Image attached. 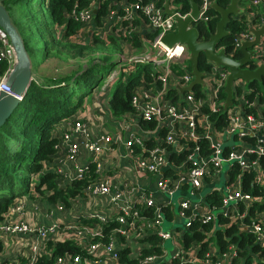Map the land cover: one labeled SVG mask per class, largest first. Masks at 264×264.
<instances>
[{
    "label": "built area",
    "instance_id": "built-area-1",
    "mask_svg": "<svg viewBox=\"0 0 264 264\" xmlns=\"http://www.w3.org/2000/svg\"><path fill=\"white\" fill-rule=\"evenodd\" d=\"M197 5V14L192 19L195 24L198 21H206L211 16L209 9L211 2L214 0H195ZM98 1L90 0L86 9H80L75 15L87 25H90V19L93 15V9H96ZM112 4L113 8L106 7V12L100 16L101 24L96 27L95 33L98 37H105L107 33L117 35L116 28L110 25L113 22L127 20L125 25L120 27L121 33L138 32L137 27L127 25L134 17L145 18L143 24L146 29L156 30V34L150 41L149 48L134 51L135 48L130 47L129 53L120 56L119 60H124V64L131 67V63H149L151 70L148 71L151 79H140V81L132 89L129 96V103L133 107L130 112H121L115 114L118 128L125 127L127 135H122L119 131H103L91 132L88 119L79 116L73 110L67 115L62 116L55 121L57 123L51 128L52 135L56 138L53 143V152L49 159L43 163L44 169L53 172V181L56 186L61 187L67 181L81 176L89 168L93 176L85 184L84 193L91 198L96 196H104L110 204L113 212L108 214L103 207L88 213H83L86 217L94 216L99 221H106L111 214L118 212L116 218L119 222H126V216L130 215L131 220L129 228L136 224L138 219L137 211L132 208L134 202L139 204L152 205L159 214V202L171 199L173 194L182 189L184 185L188 191L192 193V189H199L204 185L208 175H212L210 181L212 185H216L222 192L221 209L233 218H240L248 214L246 207L253 201L258 200L257 196H253L248 191H242L239 185V173L229 176L231 164L236 163L240 169L253 168L256 170L255 178L258 182L264 180V172L256 167V159L250 158L249 153L264 155V118L256 116L251 112L239 109L241 103H248L244 94L246 92L245 83L241 78L239 82L234 79L231 82V91L235 90V98L231 103L223 109L227 118V124L221 128H211L212 121L208 118L206 112L201 109V104H205L210 111L217 112L220 110L224 99H219L218 91L224 86L228 69L223 65H214L210 61V68L202 71V83L198 84L195 90L199 95L195 98L194 91L191 87L189 90L179 91L175 85L185 86L193 78V74L189 70L186 71L185 62L188 59V51L181 43L175 42L171 45L161 43L160 36L167 31L173 30V15L184 17L189 10L182 12L177 9L174 3L168 4L173 9V13H166L164 8L157 6L155 0H116ZM264 0H248L247 6L256 7V10H248L251 18L247 26L257 27L262 22V5ZM260 9V10H259ZM74 15V16H75ZM110 23V24H108ZM106 24L109 27H106ZM149 25L150 27H147ZM86 27V26H85ZM84 27V28H85ZM136 28V31H134ZM247 28V27H246ZM245 28L233 36L231 47L226 51L227 55H232L235 48H238L240 42L244 39H251L252 33ZM84 30V29H83ZM82 30V31H83ZM89 32V31H88ZM261 37V36H260ZM260 47L251 55L255 66L259 63L264 64V38H260ZM0 58H4L7 62V69L0 75V90L8 91L5 84V78L14 62V52L7 35L0 27ZM170 62H175V67H171ZM176 67L182 68L181 74H177L174 70ZM209 71L208 84L205 75ZM116 71L112 70L109 78H114ZM169 88H174L172 94L168 93ZM96 99L98 97L95 96ZM252 105L258 108L259 104L252 102ZM78 111L79 109L76 108ZM110 112V111H109ZM114 114L110 112V115ZM155 120L153 128H141L139 120ZM131 126L137 132L130 131ZM163 132L157 135L158 130ZM152 136L154 138L153 145L142 147L139 152H134L135 145H142L145 139ZM245 136H254L255 141L251 142L244 139ZM203 137L208 145L209 150L205 154H198V147H191L186 153L180 164H171L167 158V149L156 143L162 140L164 142L173 143L172 148L176 151L185 147L188 139ZM121 144L127 153L133 158L130 167L152 174L156 187L164 193L161 200L153 198L147 193H139L132 198L129 196L130 184L127 181L121 183L113 182V173L105 169L104 159L107 151L113 144ZM224 164V167H222ZM168 168L176 169L173 174ZM211 185V186H212ZM210 186V187H211ZM26 195V197H24ZM194 200L189 201L187 198H180L177 201L179 208L177 210L178 217L187 224L190 215H185L183 209L190 208L192 212L198 213L205 219H210V214L198 200L199 194H194ZM34 197L38 199V193L33 191L31 185L28 190L22 194L14 196L12 203L4 213V217L0 219V241L8 244L9 239H15L17 235H23L22 244L27 245L26 252L17 255L11 264H35L36 258L44 252L47 240H55L58 237H79L85 250L89 254H93L101 249L104 253L110 254L112 259H116L114 251L115 244L111 239L103 244L99 241L88 242L85 239L88 235L92 236L96 230L86 225H77L75 219L78 215L69 220L58 221L56 219L46 220L53 210H64L67 208L60 203L51 204L45 201L44 214L45 221L37 218L31 212L37 211V204H32ZM31 200V201H28ZM28 201V203H27ZM240 201L244 204L241 211H237L236 203ZM71 203H75L72 199ZM191 213V212H190ZM154 223L159 226L161 220L154 219ZM186 226V225H185ZM97 227V223H93L92 228ZM240 229H246L254 233L255 241L264 249V210H260L251 222L239 223ZM97 229V228H96ZM98 230V229H97ZM136 231V230H135ZM135 231H126L127 244L134 249L138 245L135 238ZM123 233L124 231L121 230ZM161 237L162 252L159 254L145 255L139 261V264H153L157 260L166 259V249L164 248V240L170 239L172 250L170 257H175L179 264L186 261H194L192 252L186 250V254L181 253L178 235L175 232L157 230ZM4 236V237H3ZM31 239V240H30ZM229 251L217 253L212 247L206 252L207 257L215 254L216 264H229L228 258L234 253V245H228ZM133 253V252H132ZM169 257V258H170ZM1 258V257H0ZM86 258L79 255H70L63 253L55 256L52 264H81ZM264 260V255L262 256ZM10 263V259H7ZM210 258L203 260L204 264H212ZM118 264V263H115ZM176 264V263H175Z\"/></svg>",
    "mask_w": 264,
    "mask_h": 264
},
{
    "label": "trees",
    "instance_id": "trees-1",
    "mask_svg": "<svg viewBox=\"0 0 264 264\" xmlns=\"http://www.w3.org/2000/svg\"><path fill=\"white\" fill-rule=\"evenodd\" d=\"M98 5L94 9V13L91 16L90 22L92 24L100 25V16L106 12V7L113 8L112 4L116 0H97ZM133 1V0H127ZM145 1V0H141ZM165 0H155V4L163 8ZM221 6H225L229 0H214ZM1 4L6 8L11 21L18 30L25 49L31 59L40 51L38 44L31 45V38L38 36V38L46 36L42 42V52L40 59H44L51 52V46H55L60 55H64L61 51H65V54L80 56L87 45L91 42L96 43H108L116 46L119 51L125 49V44L137 50L149 48L150 41L157 33L156 30L146 29L141 32H125L121 33L120 27L125 25L127 20H120L113 22L110 25L112 28H116L117 35L107 33L105 37H98L91 31L89 40L81 41L78 44L76 38L79 33L84 29L86 24L81 21L76 14L80 9H86L89 6L90 0H0ZM167 3H174L182 12L190 9L187 0H167ZM246 10H256V7L246 6ZM260 10V9H259ZM210 17L206 21H198L196 24L197 31L200 38H207L208 33L214 30L215 21L218 19L219 14L212 7L209 9ZM75 15V16H74ZM145 18L134 17L128 26L137 27L139 22L144 21ZM59 26L58 32L52 34L48 32L44 34L46 25ZM247 21L243 14L230 15L229 19L225 22L224 28L227 33L221 38L220 43L226 45V50L231 47L233 36L241 31H244L247 27ZM138 28V27H137ZM93 34V35H92ZM87 37V36H86ZM47 40V41H45ZM60 45V46H58ZM49 48V50L47 49ZM128 48V47H127ZM65 49V50H64ZM233 57H239L241 52L238 48L232 50ZM58 55L56 51L53 52ZM125 55V54H124ZM119 60V59H118ZM117 61L111 63L114 64ZM40 64V62L38 61ZM73 65H68L70 70L78 68L71 73H64L58 78L51 77L47 83H39L34 81L35 76L32 75L25 92L23 93L20 101L16 107L12 110L6 120L0 125V219L4 217V213L12 203L14 196L24 193L28 190L29 186L35 192H39L42 195L44 201L51 204L60 203L63 206L68 207L71 204L73 198L86 195L84 193V186L88 180L93 176L91 170V164L89 163L88 170L81 176L76 177L70 181H67L63 186L58 187L53 181L54 174L48 169H44L43 163L49 159L53 152V143L56 138L52 135L51 126L53 122L68 114L80 103L81 98H76L75 102L71 104V94L76 88L77 78L85 77L88 73V67H82L79 62ZM131 67L127 73V79L125 83L117 82L109 94L108 97V109L111 113L118 114L121 112H130L133 107L129 103V96L132 89L140 79H151L148 71L151 70L149 63H131ZM37 62L33 66L31 65V73L38 74L39 71L35 68ZM80 65V66H76ZM171 67H175V62H170ZM186 71H190V63L187 59L185 62ZM33 67V69H32ZM197 67L199 70L204 71L210 68V63L206 60L204 55L200 53L197 57ZM251 68L255 67L253 62L250 65ZM7 69V62L4 58H0V75ZM177 74H181L183 69L176 67L174 70ZM38 76V75H36ZM49 76V75H48ZM39 78L41 76H38ZM47 78H44L46 80ZM198 84H193L194 96L199 94L195 92L198 88ZM246 92L244 94L248 103H241L240 108L246 112H251L256 116L264 118V77L261 79H250L246 84ZM263 89V90H261ZM175 91L174 88H169L168 93L172 94ZM235 90L231 91V98H235ZM225 92L223 87H220L218 91L219 99H224ZM252 102L259 104L258 108L252 105ZM71 109V110H70ZM201 109L207 113L208 118L212 121L211 128H221L227 124V118L223 106L217 112L210 111L205 105L201 104ZM60 113V115H57ZM141 128H153L155 126V120H139ZM162 130L159 129L157 135L162 134ZM244 139L254 142V136H245ZM154 138L150 136L143 141L142 145H135L133 147L134 152H139L142 147H148L153 145ZM156 143L164 146L168 153L167 158L169 163L175 165L180 164L186 153L191 147H198V154H205L209 150V145L203 137H196L195 139H188L185 141L184 148L176 151L172 148L173 143L164 142L162 140L156 141ZM30 157L29 161L24 167L25 175L21 176L17 173L18 167L23 163L25 157ZM250 158L256 159V167L264 172V155L249 153ZM171 173H175L176 169L168 168ZM33 175H30V174ZM229 176L239 173L240 176V188L242 191H248L253 196H257L258 200H253L247 207L248 214L243 217V222L240 218L231 219L227 213L221 209L222 192L218 186L212 185V175H208L204 180V185H208L209 189L205 192H201L199 189H192V193L200 195L198 200L203 204L204 208L208 210L210 219H205L198 213L192 212L190 208L183 209L185 215H190V219L187 224H184L183 220L177 215L179 205L177 201L174 202L171 199L163 202H159V214L155 211L154 206L139 204L134 202L132 208L137 211L138 219L136 224H133L129 228V221L131 216H126V222H119L116 216L117 213H113L106 221H99L94 216L86 217L84 215H78L75 219L77 225H86L91 229L96 230L92 236H87L85 239L88 242L99 241L103 244L107 243L111 237L115 244L116 261L118 264H139V261L145 255L159 254L162 252V242L157 230L161 229V226L154 223V219L160 218L162 220H177L180 222L179 226H175L172 232L177 233L178 242L180 243L181 253L186 254V250L189 249L192 252L194 261H186L183 264H204L205 258H210L213 262L216 259L215 254L206 255L209 250V246L212 245L217 253L229 251L228 245H234V253L228 258L229 264H264L262 256L264 255L263 247L255 241V235L249 230L240 229L237 227L239 223H248L253 220L260 210H264V180L258 182L255 178L256 170L253 168L240 169L236 163H232ZM23 177V181H27L25 189H17L15 182ZM212 185V186H211ZM211 186V187H210ZM182 189H186L184 185ZM41 197V196H40ZM189 200V199H188ZM191 201V200H189ZM174 202V203H173ZM244 208V204L240 201L236 203L237 211H241ZM216 210L215 213H212ZM191 212V213H190ZM97 223V227L92 228L93 223ZM186 225V226H185ZM98 230H97V229ZM121 230L124 232L122 233ZM136 230V231H135ZM126 231H135V239L138 245L134 249L127 244ZM58 237L55 240H47L44 252L40 254L35 261V264H52L55 256L68 253L72 255H79L80 257L89 256L86 252L79 237ZM3 250V244L0 241V253ZM133 252V253H132ZM12 261L0 258V264H11ZM179 264L175 257H170L166 260H157L153 264Z\"/></svg>",
    "mask_w": 264,
    "mask_h": 264
},
{
    "label": "water",
    "instance_id": "water-1",
    "mask_svg": "<svg viewBox=\"0 0 264 264\" xmlns=\"http://www.w3.org/2000/svg\"><path fill=\"white\" fill-rule=\"evenodd\" d=\"M187 1L190 6L189 13L184 17L173 15V30L164 32L159 38L161 43L165 45H171L175 42L181 43L188 51L190 73L193 74V78L185 86H175L179 91H182L184 89H191L193 84L202 83L201 76L203 72L197 67V57L202 53L207 61H210L214 65L226 66L228 69L223 86L225 96L222 106L225 109L231 103V82L234 78L239 77L246 84L250 79L259 80L262 76L264 77V64L259 63L253 68L250 67L254 62L251 55L255 52L252 45L259 44L260 36L264 34V4L262 5L261 12L262 22L257 27L247 26L246 29L252 33V38L244 39L240 42L238 50L241 52V55L236 58L226 54V45L220 43V41L227 33V30L224 28L225 22L229 19L230 15L237 14L239 11L237 3L240 0H229L225 6L219 5L215 1L211 2V7L218 12L219 17L215 21L214 30L208 33L207 38H200L196 24L192 23L193 17L197 14L196 1ZM163 8L166 13H173V9L168 7L167 0L164 1ZM0 27L7 35L14 52V62L5 78L8 91L0 90L1 125L20 101L32 79V73L31 60L25 49L23 40L1 2Z\"/></svg>",
    "mask_w": 264,
    "mask_h": 264
},
{
    "label": "rangeland",
    "instance_id": "rangeland-1",
    "mask_svg": "<svg viewBox=\"0 0 264 264\" xmlns=\"http://www.w3.org/2000/svg\"><path fill=\"white\" fill-rule=\"evenodd\" d=\"M247 3H248V0H240L237 3L239 7L238 13L232 14V15L243 14L245 19L249 21L251 18V15H250L251 13L246 10ZM88 24L89 23H87V25ZM87 25L84 28V30L81 31L78 37L76 38V41L78 42V44L81 43V41H84V40L86 41L90 39V37H88L89 34H87L88 33ZM147 27H150V26L147 25ZM58 30H59L58 25L53 26L50 23H48L44 30V34H47L48 32L55 34V32H58ZM86 34H87V37H86ZM94 34L97 36L96 33ZM45 38L47 37L43 36V37L38 38V36H36L34 38L33 36V38H31V41H30L31 45L38 44L40 47V51L37 53V55H35L34 58H33V54L30 55L32 66L34 64V60H35V64L36 62L38 63V61L40 62V65L38 66L36 65L34 69L32 67L33 70L36 69L37 71H39L38 74H36V72L35 73L33 72L32 75L37 77L34 79V81L37 82L38 80L39 83H47L48 80L51 79V77L58 78L61 75H64L65 72L71 73L75 71L76 69H78V68H73L71 69L72 71H69L70 70L69 68H72V67L68 68V65L71 64L73 65V67H75L73 63L76 64L77 62H79L82 67L84 66L88 67L87 75L83 78L82 77L77 78L76 88H74V91L71 94L72 96L71 104L75 102L76 98H81L82 100L76 106V108H78L79 110L77 111L76 108H74L73 113L77 112L79 116H83L85 106H88L87 108L91 106L93 97L98 95V101H99L103 97H107L111 93V91L113 90L117 82L121 81V83H125L127 79L126 76L128 73V66L124 64V60H118L119 49L116 46L110 45L106 42H104L103 44L102 43L93 44V42H91L87 45V47L85 48V50L80 56L68 55L67 53L65 54V51L63 50L61 52L64 53V55H60L58 49L55 46H51V51L49 50V48H47L51 53L48 54L47 57H45L44 59H40V54L42 52V49H41L42 42ZM260 38L261 39L264 38V34L261 35ZM259 47H260V44L252 45V48L255 51L258 50ZM54 51H56L58 55L54 54L53 53ZM115 60L117 62L111 65V63L114 62ZM80 65H76V66H80ZM112 70L116 71V75L114 78H109V74L112 72ZM36 75L41 76V77L39 78ZM208 76H209V71H207L205 75V80L207 84L209 83ZM44 78H47V79L44 80ZM234 81L239 82L240 79L234 78ZM83 98H85V100H87L88 102L83 100ZM82 104H85V106H82ZM57 115H60V113H57ZM117 115H115L114 118H117L118 117ZM85 117L88 119L86 115ZM54 124H55V121L53 122V125L51 126V128L54 126ZM29 159H30L29 156L25 157V160L23 161V163L18 167L19 169L17 173L19 174V176H21V174L23 173V177L25 176L27 177V175H25L26 169L24 167H26V163L29 161ZM222 165H223L222 167H224V164ZM30 175H33V174L31 173ZM23 177H21V179L15 182L14 189L17 188L20 190V189L26 188L27 181L26 180L23 181ZM208 189H209L208 185H203L200 188V191L205 192ZM24 197H26V195ZM28 198L34 199V197H30V196H28ZM37 198H38V201L43 200L42 195H40L39 192H38ZM89 198L90 197L88 196L82 195L79 199H84L88 201ZM215 212L216 210L212 211V213H215ZM179 225H180V222L178 220H169V221L162 220V222L160 223L161 229L163 231H168L170 233L172 232V229L175 226H179ZM163 245H164V248L166 249V259H169L171 255V250H172V243L170 242V239H165Z\"/></svg>",
    "mask_w": 264,
    "mask_h": 264
},
{
    "label": "crops",
    "instance_id": "crops-1",
    "mask_svg": "<svg viewBox=\"0 0 264 264\" xmlns=\"http://www.w3.org/2000/svg\"><path fill=\"white\" fill-rule=\"evenodd\" d=\"M138 20L137 22H139V24L137 26L138 27L137 31L142 33L144 30H146V27L143 24V21H138ZM97 26L99 25L95 26L90 22L88 28L89 32L88 33L86 32L87 34H89L88 37L91 35L90 34L91 31L94 30L95 32ZM106 27H109V25L106 24ZM134 31H136V28ZM124 46L125 49L123 51H119L118 59H120V56H125L124 54H128L130 51L129 48H127L126 44ZM134 51H138V50L135 49ZM38 65L40 64L37 63V66ZM96 97H98V95H96ZM108 97L109 95L107 97H103L99 101L98 99L93 97L92 99L93 101L91 102V106H89V108H87L88 106H85V104H82V106H85L84 114L88 117L90 130L94 134L96 132H103V131L106 132L119 131L122 135H127L128 132L126 133L125 127H122L121 129L118 128L116 118H114L115 114L110 115L108 109ZM83 100H85V98H83ZM56 124L57 123H55L54 125ZM131 130L137 132V130L132 126L130 131ZM132 161L133 158L129 153H127L123 145H121L120 143L112 145V147L105 154L104 164L106 171H108V166H109L110 172L113 173V182L117 184L123 181H127L131 187L129 193V196L131 198L139 193H147L151 195L153 198L158 200H161L162 198H166L164 197V193L160 191L158 187H156L153 175L136 170L134 166L133 168L130 167ZM80 197L81 196L73 198L75 200V203H71L64 210H53V212L49 215L48 218H46V215L44 214V206L46 204L45 201L44 200L38 201V199H33L32 204L33 203L37 204V211L31 213L35 214V216H37V218L41 219L42 221H45V218L46 220L56 219L58 221H63V220H69L76 215L98 210L101 207H103V209H105V211L108 214L113 212L110 204L107 202L104 196H96L93 198H91V196H88L90 197L88 201L84 199H79ZM180 198H187L189 200H194L196 197L193 193H190L188 189L187 190L179 189L173 194V200L174 202H176ZM23 239H24L23 235H17L15 239H9L8 244L7 243L4 244V248L0 253V257L2 259H10L11 261H13L15 260V257L17 255L26 252L28 246L22 244ZM115 263L117 262L111 258L110 254L108 255L106 252L104 253L101 249H99L97 252L93 254H89V256H86V258H84L81 262V264H115Z\"/></svg>",
    "mask_w": 264,
    "mask_h": 264
},
{
    "label": "clouds",
    "instance_id": "clouds-1",
    "mask_svg": "<svg viewBox=\"0 0 264 264\" xmlns=\"http://www.w3.org/2000/svg\"><path fill=\"white\" fill-rule=\"evenodd\" d=\"M0 87H3V85H0Z\"/></svg>",
    "mask_w": 264,
    "mask_h": 264
},
{
    "label": "bare ground",
    "instance_id": "bare-ground-1",
    "mask_svg": "<svg viewBox=\"0 0 264 264\" xmlns=\"http://www.w3.org/2000/svg\"><path fill=\"white\" fill-rule=\"evenodd\" d=\"M114 260V259H113ZM114 261H116V259L114 260ZM117 262V261H116Z\"/></svg>",
    "mask_w": 264,
    "mask_h": 264
}]
</instances>
